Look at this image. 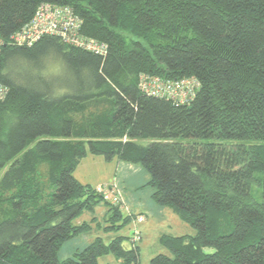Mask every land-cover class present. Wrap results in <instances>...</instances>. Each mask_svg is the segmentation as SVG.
I'll list each match as a JSON object with an SVG mask.
<instances>
[{"label": "trees", "instance_id": "16d2710c", "mask_svg": "<svg viewBox=\"0 0 264 264\" xmlns=\"http://www.w3.org/2000/svg\"><path fill=\"white\" fill-rule=\"evenodd\" d=\"M42 3L69 6L106 51L58 34L14 42ZM47 54L59 74H40ZM145 75L200 85L178 103L144 93ZM0 83V264L140 263L139 232L58 257L98 201L104 230L131 220L74 176L87 153L141 164L152 200L195 229L160 236L169 254L150 264H264V0H0Z\"/></svg>", "mask_w": 264, "mask_h": 264}, {"label": "rangeland", "instance_id": "374dc122", "mask_svg": "<svg viewBox=\"0 0 264 264\" xmlns=\"http://www.w3.org/2000/svg\"><path fill=\"white\" fill-rule=\"evenodd\" d=\"M40 74L46 76L57 75L61 72L60 59L52 54H47L40 61ZM18 63L14 65L17 66ZM23 62L17 67L22 72L33 71ZM20 65V63L18 64ZM146 143V141H143ZM84 156L74 171V176L80 181L89 183L92 186H102L106 188L110 185L116 186V182L120 181L123 189L119 187L123 204L121 212L123 216L127 215L131 220L122 225L119 230L106 231L103 227L106 224L104 215L107 207L103 200L95 203L93 210H85L74 220L76 223L83 221L90 222L91 227L85 233L75 236L64 242V245L58 250L59 259L70 256L77 249L84 248L87 243L97 236H101L106 243L117 235L132 237L133 232L140 233V240L135 241L140 256L139 264H150V258L157 253L169 254L168 249L160 243V236L163 234H189L193 235L195 229L185 220H182L167 205H157L151 198L152 187L147 184L150 173L141 165L133 163H125L116 157L112 160H106L99 154H91ZM125 168H124V167ZM142 169L143 172L141 173ZM124 171L126 172L124 174ZM140 174L137 176V172ZM121 174L126 178H121ZM117 180V181H116ZM109 184V185H107ZM136 214V218L143 217V220L137 222L132 213ZM139 213V214H138ZM142 236V238H141ZM124 244L127 245L130 240L124 238ZM98 264H125L116 258L112 253L102 254L97 259Z\"/></svg>", "mask_w": 264, "mask_h": 264}, {"label": "bare ground", "instance_id": "6f19581e", "mask_svg": "<svg viewBox=\"0 0 264 264\" xmlns=\"http://www.w3.org/2000/svg\"><path fill=\"white\" fill-rule=\"evenodd\" d=\"M47 7H59L65 14L63 19L52 18L46 13ZM38 13V14H37ZM82 22L79 17L75 15L74 11L69 6L53 5L50 3H42L39 5L32 16V19L24 24V26L13 33L12 39L19 45L32 44L40 37L47 35H60L65 42L74 44L86 50H91L94 53H104L107 44L102 41H97L92 37H86L79 33ZM63 26V29H62ZM76 31V33H75ZM89 44H99V51H95ZM139 85L142 91L150 95H163L170 97L178 103L186 102L195 95V91L199 88L200 83L195 78H183L178 80L161 79L158 76H142L139 80ZM159 87L160 91L153 93L150 88L156 89ZM7 93L5 84L0 83V98H3Z\"/></svg>", "mask_w": 264, "mask_h": 264}, {"label": "built area", "instance_id": "2783aa9c", "mask_svg": "<svg viewBox=\"0 0 264 264\" xmlns=\"http://www.w3.org/2000/svg\"><path fill=\"white\" fill-rule=\"evenodd\" d=\"M46 13L48 16H50L52 18L63 19L65 17V14L62 11V8H59V7L56 8V7H47L46 6ZM62 29H63V26H62ZM75 33H76V31H75ZM89 45L95 51H99L100 48H102V46L99 47V44H89ZM150 89L153 93L160 91L159 87H157L156 89H154V88H150ZM98 189L103 191L105 199L111 198L110 196H112L114 203L123 202V197L121 196L120 189L117 185L115 187H114V185H110V186L104 188L105 190L102 188V186H98ZM135 220L137 222H140L141 220H143V217L138 216ZM132 238L134 240H138L139 234L137 231H134Z\"/></svg>", "mask_w": 264, "mask_h": 264}, {"label": "crops", "instance_id": "0c3cea01", "mask_svg": "<svg viewBox=\"0 0 264 264\" xmlns=\"http://www.w3.org/2000/svg\"><path fill=\"white\" fill-rule=\"evenodd\" d=\"M124 167V166H123ZM125 168V167H124ZM139 169V168H138ZM141 170V173H144L143 172V170L142 169H139V171ZM139 171L137 172V176H138V174H140L139 173ZM126 172L124 171V174H125ZM145 174V173H144ZM121 178H126V176L125 175H123V174H121ZM117 181V180H116ZM85 183V182H84ZM121 182L120 181H118V182H116V185H119V187L120 188H122L123 189V186L120 184ZM107 185H109V184H107ZM135 213V212H134ZM139 214V213H138ZM181 235V234H180ZM141 238H142V236H141Z\"/></svg>", "mask_w": 264, "mask_h": 264}]
</instances>
